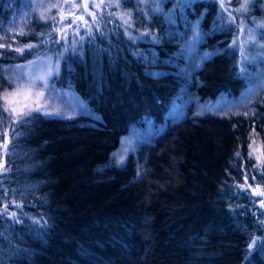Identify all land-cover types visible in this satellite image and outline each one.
I'll return each mask as SVG.
<instances>
[{"label":"trees","instance_id":"trees-1","mask_svg":"<svg viewBox=\"0 0 264 264\" xmlns=\"http://www.w3.org/2000/svg\"><path fill=\"white\" fill-rule=\"evenodd\" d=\"M45 1L52 5L46 14L34 11L33 0H0V27L30 14L29 32L18 41L24 50L11 61L51 55L54 85L72 86L98 121L86 126L85 117L37 112L14 118L0 105V208L16 205L18 215H0V264H264V218L239 192L250 165L251 119L165 122L183 89L200 101L243 90L238 22L210 33L221 14L215 1L99 0L85 30L56 41L49 35L68 1ZM260 2L231 3L243 22L246 14L264 16ZM196 24L206 34L199 48L211 57L188 81L178 69L149 75L150 67H169L145 64L139 54L171 61L174 41L185 42ZM148 120L164 127L138 154L140 179L133 156L121 168L107 167L121 139Z\"/></svg>","mask_w":264,"mask_h":264},{"label":"rangeland","instance_id":"rangeland-1","mask_svg":"<svg viewBox=\"0 0 264 264\" xmlns=\"http://www.w3.org/2000/svg\"><path fill=\"white\" fill-rule=\"evenodd\" d=\"M65 8H59L54 19V27L49 37L56 41L75 39L78 33L87 28L88 19L94 18L96 10L102 6L99 0H67ZM215 1L221 7V14L216 18L210 28V33L219 32L238 22L236 36V50L238 68L244 79V88L236 97L221 95L214 100L200 101L197 97L183 89L173 100L172 106L165 115V122L177 123L186 118L212 115L215 117H228L242 115L251 119L249 133L250 165L246 166L244 178L239 184V192L251 198L252 211L257 218H264V115H259L260 108H264V16L254 19L246 14L243 22L239 21L236 5L232 0H205ZM34 11L48 13L51 4L45 0H33ZM260 7L264 8V0ZM241 8L248 11L244 6ZM234 10V12L232 11ZM264 10V9H263ZM28 17L30 14L22 12L16 14L8 23L0 27V105L7 108L10 117L17 118L21 111L36 107L35 96L31 94L42 93L39 100L40 113L46 118L72 120L85 117L86 126H92L98 117L86 106L85 102L75 93L72 86L67 88L56 87L53 83L58 74V62L51 55H46L19 64L11 61V54L20 56L24 50L18 43L19 39L28 34ZM236 18V19H235ZM185 28H182V30ZM190 36L179 45V49L172 55L171 61H156L153 53H141L139 56L145 64L167 65L169 68L161 70L150 67L149 75L159 77L172 70H180L183 77L188 79L207 61L212 53L201 50L200 44L204 42V32L196 24L188 31ZM216 51H214L215 53ZM175 72V71H173ZM19 90V91H18ZM15 109V113H12ZM30 112V113H31ZM258 126V131L255 126ZM164 126H154L151 120L143 125L132 127L121 139L117 150L113 153L107 167L121 168L129 156L137 161L136 178L142 176L141 161L138 154L149 145ZM6 145L0 149V174H3V165L6 156ZM139 152V153H138ZM16 205L0 208V215H7V219H18L14 210ZM15 213V215H13Z\"/></svg>","mask_w":264,"mask_h":264},{"label":"snow or ice","instance_id":"snow-or-ice-1","mask_svg":"<svg viewBox=\"0 0 264 264\" xmlns=\"http://www.w3.org/2000/svg\"><path fill=\"white\" fill-rule=\"evenodd\" d=\"M18 91H19V90H18ZM31 95H34V96H35V100H34L33 102L35 103L36 107H35L34 109H28V110H26V111H21V112L18 114L19 118H23L24 116L30 115V112H31L32 110H36V111H40V110H42V109H41V106H40V104H39V100H40V98L43 96V94H42V93H39V94H31ZM5 110L7 111L8 109L6 108ZM11 111H12L13 114H16V113H15V109H12ZM260 194H261V195H264V192H262V193H260ZM262 205H264V202H262ZM5 207H7V206H5ZM13 215H15V213H13Z\"/></svg>","mask_w":264,"mask_h":264}]
</instances>
